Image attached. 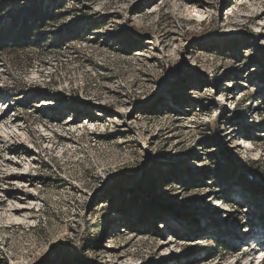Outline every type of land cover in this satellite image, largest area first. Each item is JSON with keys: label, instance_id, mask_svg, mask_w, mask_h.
Here are the masks:
<instances>
[{"label": "rangeland", "instance_id": "rangeland-1", "mask_svg": "<svg viewBox=\"0 0 264 264\" xmlns=\"http://www.w3.org/2000/svg\"><path fill=\"white\" fill-rule=\"evenodd\" d=\"M42 10L0 55V264H264V0Z\"/></svg>", "mask_w": 264, "mask_h": 264}, {"label": "trees", "instance_id": "trees-1", "mask_svg": "<svg viewBox=\"0 0 264 264\" xmlns=\"http://www.w3.org/2000/svg\"><path fill=\"white\" fill-rule=\"evenodd\" d=\"M46 1L30 0V3L24 6L22 0H0V16L6 10L9 12L12 7L18 6L8 13L7 21H0V55L6 50L21 51L29 46H40L41 39L36 34L45 26L47 11L42 10V5ZM219 247L225 249L226 243Z\"/></svg>", "mask_w": 264, "mask_h": 264}]
</instances>
